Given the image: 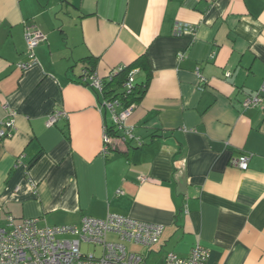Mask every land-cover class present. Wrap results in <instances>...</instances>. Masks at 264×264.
Listing matches in <instances>:
<instances>
[{
    "label": "crops",
    "instance_id": "obj_1",
    "mask_svg": "<svg viewBox=\"0 0 264 264\" xmlns=\"http://www.w3.org/2000/svg\"><path fill=\"white\" fill-rule=\"evenodd\" d=\"M178 23L195 32L175 35ZM28 25L46 38L22 71ZM143 56L135 139L105 155L112 114L81 78ZM263 86L264 0H0V131L17 113L0 138V225L117 214L164 227L159 244L130 250L146 261L200 245L206 264H264V112L243 107ZM242 154L247 171L231 163Z\"/></svg>",
    "mask_w": 264,
    "mask_h": 264
},
{
    "label": "built area",
    "instance_id": "obj_2",
    "mask_svg": "<svg viewBox=\"0 0 264 264\" xmlns=\"http://www.w3.org/2000/svg\"><path fill=\"white\" fill-rule=\"evenodd\" d=\"M186 32L194 33L191 25L178 23L174 28L175 35ZM45 35L35 25L25 28V42L27 46L28 61L18 64L22 70H28L37 63L35 50L45 40ZM126 69L118 67L107 80ZM197 75L202 82L199 71ZM226 77H231L228 72ZM81 85L90 87L102 98L101 107L112 114L113 126L119 134L115 138L110 133V128L105 125L103 130V153L113 151L114 143H126L135 139L133 128L128 125L136 105L123 108L117 99L104 97V80L95 72L87 70L81 78ZM135 71H132L124 85V90L130 94L135 87ZM264 86L256 95L249 97L244 103L245 109L262 106L264 112ZM63 114L56 112L50 116L47 125L53 126ZM15 111L9 112V118L3 124L6 129L0 131V138H11L16 129ZM251 157L242 154L232 160V165L242 171L249 169ZM164 227L135 220L117 214H109L105 219L84 218L80 225H65L54 227H40L38 219H25L17 222L12 216L7 217L5 223L0 225V264H144L146 259L138 253L131 252L127 244L150 249L159 244ZM114 235L115 241H109L108 236ZM100 247V255L84 254L82 245ZM209 251L200 246H195L190 254L181 257L175 253H167L163 264H206Z\"/></svg>",
    "mask_w": 264,
    "mask_h": 264
},
{
    "label": "trees",
    "instance_id": "obj_3",
    "mask_svg": "<svg viewBox=\"0 0 264 264\" xmlns=\"http://www.w3.org/2000/svg\"><path fill=\"white\" fill-rule=\"evenodd\" d=\"M143 70L148 74V61L145 56L137 59L132 65L126 66L122 72L115 75L112 79L104 80V97L117 99L120 105L125 109L132 105H138L143 100L145 94L147 93V88L149 81L142 84L135 83V87L130 94L124 90V85L128 80V77L132 71ZM91 72H95L94 68H91ZM110 133L115 138H119L120 134L115 128H110ZM117 142L114 143V151L118 150Z\"/></svg>",
    "mask_w": 264,
    "mask_h": 264
},
{
    "label": "rangeland",
    "instance_id": "obj_4",
    "mask_svg": "<svg viewBox=\"0 0 264 264\" xmlns=\"http://www.w3.org/2000/svg\"><path fill=\"white\" fill-rule=\"evenodd\" d=\"M108 240L115 241L116 237L114 235H109ZM127 247L129 250H134V251L140 250V247L136 245L132 246L131 244H127ZM82 251L84 254L100 255L101 249L100 247H97V246L83 244ZM144 264H157V261L156 259H154V257H152V258H149Z\"/></svg>",
    "mask_w": 264,
    "mask_h": 264
}]
</instances>
